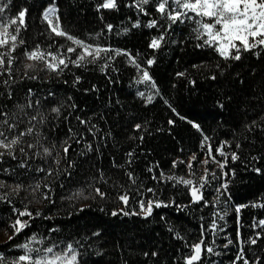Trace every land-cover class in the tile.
<instances>
[{"label": "snow or ice", "instance_id": "6c2138e0", "mask_svg": "<svg viewBox=\"0 0 264 264\" xmlns=\"http://www.w3.org/2000/svg\"><path fill=\"white\" fill-rule=\"evenodd\" d=\"M94 9L102 27L80 36L64 27L57 0H49L38 16L44 27L36 37L43 36L44 40L29 46L22 35L29 27L27 2L18 6L16 0H0V176L12 180L9 183L0 179V203L10 206L7 219L0 221L7 236L0 247V264H87L85 253L92 248L88 241L99 238L101 232L95 230L90 236L63 240L53 235L59 232L56 226L43 233L32 230L37 218L51 221L54 216L42 207L33 209L30 205L56 204V188L64 187L61 178L71 177L77 166L74 155H103L95 143L102 131L96 121L99 114H83L71 94L61 96L52 90L20 86L26 80L62 79L77 91L96 92V84L79 87L84 80L80 73L97 70L112 82L111 73L120 72L116 66L119 57L134 70L133 84L144 88L137 87L135 95L146 106L159 98L175 117L191 124L200 134L198 148L173 158L168 169L158 160H149L142 174L135 165L142 156L147 159L141 145L146 135H152L151 122H133L126 139L135 142V146L123 153V163L111 157V167L121 170L120 176L114 178L98 167L86 186L60 197L69 202L67 214L71 216L72 209L82 212L90 208V204L80 203L86 200L110 201L115 205L110 210L112 217L137 216L145 221L153 217L156 209H173L186 215L198 212L194 236L182 233L166 214H159L170 238L182 242L172 264H224L226 255L228 264H264V215L259 214L264 212V192L246 203H235L232 195L237 162L243 164L246 172L264 175V151L255 148L257 137L264 147V107L243 122L242 134L234 132L230 139L217 141L200 123L177 111L151 74L156 53L170 44H191L213 53L212 60L191 64L193 71L185 68L175 73L193 87L197 84L196 75L215 81L245 54L257 60L264 58V0H95ZM122 9L129 13L125 17L127 23L117 29L106 19V13ZM141 28L149 30L146 48L151 52L133 53L111 42L113 35L126 36ZM177 34L179 38L172 39ZM66 76H71V81ZM216 103L221 109L225 106L224 100ZM167 124L174 126L176 120L169 117ZM104 135L105 140H115L111 130ZM179 151L184 153L185 149ZM22 176L29 180L15 179ZM166 189L170 195L164 198ZM177 194L185 199L178 201ZM242 209L258 210L251 223H242ZM99 211L106 209L101 206ZM232 213L236 227L230 232L228 217ZM245 228L248 231H243ZM21 235L22 241L18 240ZM161 251L159 247L141 251V264H161ZM96 254L101 252L97 250ZM122 264L128 261L123 260Z\"/></svg>", "mask_w": 264, "mask_h": 264}, {"label": "trees", "instance_id": "16d2710c", "mask_svg": "<svg viewBox=\"0 0 264 264\" xmlns=\"http://www.w3.org/2000/svg\"><path fill=\"white\" fill-rule=\"evenodd\" d=\"M27 2L29 7L28 31L22 33L25 36L29 46L37 40L43 41L44 37H36L38 30L44 26L39 23L38 16L44 5L49 0H16L17 5H24ZM62 17V23L73 34L86 36L87 33L99 30L102 22L94 9L95 0H57ZM126 9L119 12L106 13V19L114 23L119 29L126 24ZM149 30L141 28L130 32L126 36L116 37L113 35L111 42L115 46L126 47L133 53L139 50L141 53L151 52L146 48ZM187 36V31H185ZM35 37V39H34ZM179 35H173L172 39H178ZM213 59V53L206 49H198L187 46L170 44L156 53V63L151 67V74L154 76L160 91L164 97L176 107L182 115L201 124L202 128L210 135H214L216 140L230 139L233 133H243L242 124L244 121L258 115L264 107V58L257 60L250 54H245L240 61H234L223 75H218L215 81L204 79L196 75L197 84L193 87L185 78H177L175 73L185 68H189L194 63L201 61H210ZM117 67L120 72L111 73L112 82H110L102 73L97 70L82 71L84 80L80 88L91 87L96 84L98 91L84 93L77 91L60 81H48L46 78L41 81H24L20 86L23 89L33 87L40 90H52L64 96L71 94L79 105L83 114L91 116L93 113L99 114L96 121L99 124V139L95 141L100 146L98 155L91 152L87 156H73L77 166L71 177L61 178L64 187L56 188V204L54 206H45L44 204L33 203L31 208H44V211L51 212L54 219L43 220L37 218L33 229L41 233L46 232L50 226L59 228V232L53 234L63 240H71L73 237L81 238L90 236L92 231L99 230L101 236L93 237L88 241L92 244L85 253L87 264H122L127 260L128 264H141L144 259L140 252L150 248L159 247L161 251V264H172L173 258L179 254L178 249L182 248V242L170 238L165 224L160 220L161 213L167 215V218L180 229L182 233H188L191 236L196 234L199 213L186 215L177 213L173 209H156L153 217L147 221L137 216H118L112 217L110 210L115 206L108 202H93L91 200L81 201L83 204H90V208H85L82 212L67 214L68 201H61V196H68L77 189L86 186L91 177L96 174V169L102 167L114 178L120 176L121 170L111 167V157L115 156L118 163H123V153L129 148L135 146V142L126 139L133 122L150 121V130L152 135L145 136L141 147L145 150L147 159L143 156L136 162V170L143 174V167L149 160H158L164 169H168L170 161L176 156H186L189 151H195L198 148L200 134L192 128L187 121H182L175 117L169 109L156 98L150 105H145L139 97L132 91V77L134 70L124 63V58L117 59ZM237 73L239 75L237 76ZM43 77V73H41ZM65 78L71 81V76ZM243 81V83H241ZM175 85V86H173ZM231 97V99H225ZM224 100V108L221 109L216 101ZM119 101V103H117ZM103 116L104 119H99ZM169 117L176 120L174 126H169L167 120ZM171 127V132L168 129ZM157 128H163V131H156ZM111 130L112 137L105 140V133ZM64 129L61 128V132ZM89 138L91 139L90 135ZM107 144L104 147V144ZM79 148V146H76ZM180 148L185 152L181 153ZM255 148L264 151L257 137ZM150 150V155L148 152ZM245 153L249 150L244 149ZM237 168V180L232 186V195L235 203H246L256 196L257 193L264 192V175H258L251 171H244L243 164L237 162L234 165ZM183 166H181V169ZM181 169L177 171L180 172ZM15 179L28 181V176H22ZM149 183H151L149 181ZM101 187H104L101 185ZM112 192L111 188L106 189ZM24 193H21L23 196ZM114 195V193H113ZM170 195L169 190H165L164 198ZM177 200H184L182 194H177ZM46 203V202H45ZM18 207H21L17 203ZM106 211H99L100 207ZM60 208L61 211L57 212ZM258 210L242 209L241 221L244 224L251 223V217ZM264 215V212H259ZM232 213L229 217L228 231L236 227ZM29 231V230H25ZM243 231H248L247 228ZM234 236V233H233ZM23 240V235L18 237ZM94 241V243H93ZM12 243V242H11ZM101 252L100 255L96 251ZM224 264H228V256H224Z\"/></svg>", "mask_w": 264, "mask_h": 264}, {"label": "rangeland", "instance_id": "374dc122", "mask_svg": "<svg viewBox=\"0 0 264 264\" xmlns=\"http://www.w3.org/2000/svg\"><path fill=\"white\" fill-rule=\"evenodd\" d=\"M137 87H139L140 90H144L143 86H136L132 82L131 88H132V91L134 93H136ZM0 179H6V180H8L9 183L12 182V180L9 179L8 177L0 176ZM9 211H10V206H8V205H6L4 203H0V221H4V220L7 219L8 214H9ZM6 240H7V236L5 235V232H4L3 228L0 227V247H3L4 246V242Z\"/></svg>", "mask_w": 264, "mask_h": 264}]
</instances>
